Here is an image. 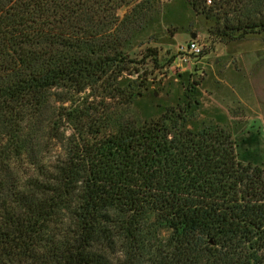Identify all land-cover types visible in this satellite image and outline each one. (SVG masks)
<instances>
[{
    "label": "trees",
    "instance_id": "trees-1",
    "mask_svg": "<svg viewBox=\"0 0 264 264\" xmlns=\"http://www.w3.org/2000/svg\"><path fill=\"white\" fill-rule=\"evenodd\" d=\"M218 2L264 32V0ZM119 8L0 0V264H264V168L225 128L115 117L140 94Z\"/></svg>",
    "mask_w": 264,
    "mask_h": 264
},
{
    "label": "rangeland",
    "instance_id": "rangeland-1",
    "mask_svg": "<svg viewBox=\"0 0 264 264\" xmlns=\"http://www.w3.org/2000/svg\"><path fill=\"white\" fill-rule=\"evenodd\" d=\"M206 1L117 0L122 51L139 71L138 79L125 76L122 82L137 79L140 94L113 112L116 118L131 116L142 124L168 107L186 105L188 128H225L238 161L264 168V32L241 36L234 30L240 17L236 8L220 10V0ZM193 39L203 53L182 61L178 49ZM153 222L151 216L148 224ZM157 233L161 240L169 236L167 230Z\"/></svg>",
    "mask_w": 264,
    "mask_h": 264
},
{
    "label": "built area",
    "instance_id": "built-area-1",
    "mask_svg": "<svg viewBox=\"0 0 264 264\" xmlns=\"http://www.w3.org/2000/svg\"><path fill=\"white\" fill-rule=\"evenodd\" d=\"M206 3L210 5L211 1L207 0ZM178 52L182 57V61H185V58H198L202 55L203 53V46L195 39L190 40L185 47H180L178 49Z\"/></svg>",
    "mask_w": 264,
    "mask_h": 264
}]
</instances>
